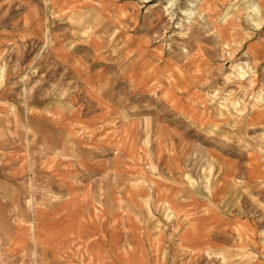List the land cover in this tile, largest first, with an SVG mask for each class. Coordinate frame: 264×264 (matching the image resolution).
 I'll return each instance as SVG.
<instances>
[{
    "label": "rangeland",
    "instance_id": "1",
    "mask_svg": "<svg viewBox=\"0 0 264 264\" xmlns=\"http://www.w3.org/2000/svg\"><path fill=\"white\" fill-rule=\"evenodd\" d=\"M263 16L264 0H0L8 43L0 86L22 73L31 87L57 88L63 104L93 59L105 58L115 76L138 65V93L120 95L125 101L145 107L185 95L189 126L170 161L194 197L184 201L183 186L175 203H157L145 190L127 230L133 251L120 262L264 264V48L248 49L264 40ZM77 56L81 72L66 64ZM144 122L137 159L145 173L131 185L147 186L164 163Z\"/></svg>",
    "mask_w": 264,
    "mask_h": 264
},
{
    "label": "crops",
    "instance_id": "2",
    "mask_svg": "<svg viewBox=\"0 0 264 264\" xmlns=\"http://www.w3.org/2000/svg\"><path fill=\"white\" fill-rule=\"evenodd\" d=\"M0 36L4 53L8 43ZM249 37L245 32L241 39ZM263 48L259 37L248 49ZM104 61L93 59L95 67L83 72L63 104L57 88L31 87L22 73L8 74L0 86V264H133L118 255L133 251L127 230L145 190H153L157 203H175L182 193L180 164L170 159L189 126L185 95L175 91L169 102L156 99L145 107L125 101L119 96L138 93V65L115 76ZM80 62L77 56L66 64L81 72ZM144 120L154 158L164 163L146 177L147 186L131 185L133 174L145 173L137 159ZM184 187L189 202L194 191Z\"/></svg>",
    "mask_w": 264,
    "mask_h": 264
}]
</instances>
